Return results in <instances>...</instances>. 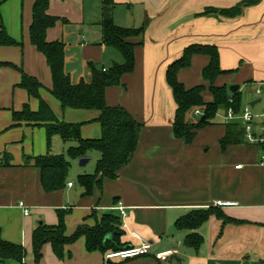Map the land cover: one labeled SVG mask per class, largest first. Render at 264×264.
<instances>
[{"label":"crops","instance_id":"crops-1","mask_svg":"<svg viewBox=\"0 0 264 264\" xmlns=\"http://www.w3.org/2000/svg\"><path fill=\"white\" fill-rule=\"evenodd\" d=\"M34 1L9 0L0 7L1 26L11 39L23 43L22 51L0 46V239L22 250L20 260L0 259V264H35L32 233L37 222L38 226H55L57 212H63L64 235L70 237L79 226L92 228L107 213L121 223L119 212L112 209L118 203L126 208V229L120 242L136 245L128 234L135 232L151 243V250L144 257L113 260L112 264H264L261 147L247 144L243 137L241 144L221 149L219 142L226 130L223 119V128L207 134L215 124L213 119L211 125L196 132L190 144L175 138L176 105L165 77L167 67L187 47H215L219 68L226 73L213 85L228 91L238 86L241 109L250 108L259 133L264 121V96L257 95L256 90L264 85V0L234 18L201 14L208 8H231L242 0H113L114 24L141 28L142 34L128 40L134 46L133 71L123 75L118 86L105 90V103L123 108L142 127L130 163L114 180L103 179L101 187L94 186L86 197L80 186L76 189L71 183L64 192L43 190L33 158L48 152L45 130L12 118L13 112H20L24 105L32 112L38 110V101L18 87L21 73L14 66L42 85L40 96L59 121L83 124V139L101 138V127L94 122L97 112L62 109L49 92V68L29 41ZM101 7L102 0H49L47 14L58 21L47 31L46 41L65 45V71L75 82L85 80V73L89 76L88 62L108 69L123 61L115 49L102 44ZM121 9H125L123 14ZM209 61L208 56L194 55L190 66L177 73L185 89L204 87V103L213 100L210 85L201 74ZM56 143L57 139L51 141ZM64 145L68 149L71 144ZM86 159L91 161L89 156ZM236 166L241 168L237 170ZM216 201L237 205L215 208L212 204ZM18 202L28 208V216L17 207ZM200 210L211 213L196 230L177 226V221ZM35 215H39L38 220H33ZM192 233L202 239L197 249L185 245ZM166 252L170 254L157 258ZM37 264L107 261L101 252H88L85 238L79 237L63 248L62 259L45 243Z\"/></svg>","mask_w":264,"mask_h":264},{"label":"trees","instance_id":"trees-1","mask_svg":"<svg viewBox=\"0 0 264 264\" xmlns=\"http://www.w3.org/2000/svg\"><path fill=\"white\" fill-rule=\"evenodd\" d=\"M7 1L9 0H0V7ZM260 1L242 0L227 9L208 8L201 16L216 15L223 18H234L239 16L245 8L253 7ZM48 7L49 0L34 1L29 41L36 51L43 55L49 68L52 81L49 92L59 102L62 109L97 112L99 115L94 122L99 123L101 127V138L98 140L83 139L80 133L83 124H68L59 121L40 96L42 85L35 78L25 75L21 69L14 66L11 67L21 73V81L18 87L24 90L29 98L38 101V110L32 112L28 105H24L20 112H13L12 118L14 122H25L45 130L48 152L44 156L33 158V164L40 171L41 186L47 193L59 191L66 186L69 170V162L63 155H54L49 150L53 137L57 136L64 143L71 144L67 149L71 159L86 158L90 152L99 154L94 172L77 177L78 186L82 189V196L86 197L92 194L94 186L101 187L103 179L114 180L117 173L130 163L134 155L142 125L136 122L123 108L108 107L105 103V90L109 87L118 86L121 77L133 71L134 46L128 40L140 36L142 29L116 26L112 19L113 0H102L101 20L99 22L103 34L102 44L115 49L123 61L120 64H112L108 69L88 62L86 64L89 71L88 79L75 82L65 71V45L62 42L46 41L47 31L53 28L58 21V18L47 14ZM0 46H21V43L14 41L7 35L1 24ZM198 54L208 56L210 60L201 74L203 80L210 85L209 91L213 98L211 103H204L202 100L203 86L199 85L187 90L177 80L178 71L188 68L191 57ZM225 73L219 68L218 53L213 46H189L178 60L167 67L166 83L176 105L173 123L175 138L183 140L185 144H190L196 132L207 125H211V121L219 111L226 113L228 109H231L236 115L240 113L242 106L239 93L232 94L225 87L213 85L215 79ZM196 111H199L201 115L197 117ZM196 117L199 119L197 120ZM201 118L204 119L201 120ZM244 135V127L240 123L230 122L226 124L225 135L220 140L219 145L221 149H224L229 145L241 144L244 142ZM25 161L29 162L30 159H25ZM208 211H196L192 216L189 215L177 221V226L196 230L209 217L211 212ZM57 213V225H40L32 233L35 264L40 259V250L45 243L50 244L58 259L63 258V248L73 244L79 237L85 238V247L88 252H101L104 254V258L108 252L130 246L128 243L120 242V238L124 235V229L120 227L119 219L111 213L105 214L101 221L92 228L79 226L70 237L64 235V213ZM217 214L221 215V213ZM111 233H116V244L113 245L111 242L103 244L104 238ZM201 242V237L192 233L187 237L185 245L197 249ZM21 257L22 250L20 247L10 245L0 239V259L20 260ZM105 261L107 264H112L113 260L105 259Z\"/></svg>","mask_w":264,"mask_h":264},{"label":"built area","instance_id":"built-area-1","mask_svg":"<svg viewBox=\"0 0 264 264\" xmlns=\"http://www.w3.org/2000/svg\"><path fill=\"white\" fill-rule=\"evenodd\" d=\"M256 94L264 96V85L256 90ZM242 110L243 112H242L241 119H242L243 127H244L245 141L247 144L259 145L261 147L260 165L264 167V121L262 125H260L259 127V133H256L257 128H255V124H254L255 117L251 114L250 108L247 106L243 108ZM195 115L200 116L201 113L199 111H196ZM235 115L236 114L234 113V111H232L231 109H228L225 113V116L223 117V122L225 124H229L230 122L234 120ZM262 118L264 120V114ZM240 168L241 166H236L235 169L239 170ZM70 186L71 185L68 184V187ZM212 205L215 208H226V207H234L237 204L233 202L216 201ZM17 207L23 212L24 216L29 215V210L23 202H18ZM112 209L114 211L119 212V217L121 220L120 227L122 229H126V225L123 223V220L126 218V210H125L126 208L121 203H118ZM128 234L130 235L132 239H134L137 242L136 245H130L129 247H126L123 249L108 252L105 255V259L126 261V260H133V259L141 258L149 254L151 250V243L148 240L142 238L135 232H128ZM169 254L170 252L158 254L157 258H163L165 256H168Z\"/></svg>","mask_w":264,"mask_h":264},{"label":"rangeland","instance_id":"rangeland-1","mask_svg":"<svg viewBox=\"0 0 264 264\" xmlns=\"http://www.w3.org/2000/svg\"><path fill=\"white\" fill-rule=\"evenodd\" d=\"M121 10H122V14H123V10L125 12V9H121ZM19 41L21 42V44L23 46L22 40L20 39ZM22 46H13V47H15V49L18 51H22ZM85 72H86V68H85ZM85 75H87V76H82V77L85 79H88V73H85ZM242 112H243V110L241 109L240 113L238 115H235L234 120L243 126V122L241 119ZM196 116L198 117V115H196ZM224 116H225V112H223V111H219L216 114V116L214 118L215 124L212 125V127L210 128V130L208 131L207 134H209V135L214 134L215 132H217V130L223 128L224 123L222 122V119ZM198 119L199 118H197V120ZM55 137H57V136H55ZM56 139L58 140V143H56V144L50 143L51 150L56 154L63 155V157L69 162V170H68V174H67V178H66V184H65L66 186L64 188L60 189L59 191L64 192L65 188L67 187V183H71V184L75 185V188L78 189L79 186L77 183V176L81 175V174H85V173H92L94 171L96 159H97L96 158L97 154H96V152L88 153V156L91 157V161L89 160V163L87 164L86 167L80 168L79 167V160L80 159L79 160L78 159H71L68 156L67 146L65 147L64 143H62L63 141L60 138L57 137ZM56 139L52 138L51 141L56 140ZM38 216L39 215L32 216L33 220H38L39 219ZM37 224L39 225L38 222H37ZM38 225L36 226V224H35V228L33 230H36Z\"/></svg>","mask_w":264,"mask_h":264},{"label":"water","instance_id":"water-1","mask_svg":"<svg viewBox=\"0 0 264 264\" xmlns=\"http://www.w3.org/2000/svg\"><path fill=\"white\" fill-rule=\"evenodd\" d=\"M229 91L230 93H236L238 91V86H232L229 88ZM204 118H201V120H203ZM89 160L86 159V158H82L79 160V165L80 166H84ZM115 236H116V233H111V234H108L104 240H103V244H106L107 242H111L113 245L116 244L115 242ZM119 250V249H118Z\"/></svg>","mask_w":264,"mask_h":264}]
</instances>
